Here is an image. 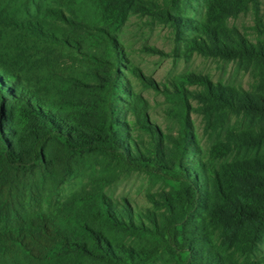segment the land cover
Masks as SVG:
<instances>
[{
	"label": "trees",
	"instance_id": "obj_1",
	"mask_svg": "<svg viewBox=\"0 0 264 264\" xmlns=\"http://www.w3.org/2000/svg\"><path fill=\"white\" fill-rule=\"evenodd\" d=\"M257 4L0 0V264H147L155 238L182 264H264L250 259L264 244V41L227 22ZM132 16L170 27L185 54L239 62L256 84L173 79L161 92L179 129L165 134L129 78L158 88L127 65ZM191 111L219 136L206 157ZM235 116L249 123L229 127ZM133 173L177 187L146 210L104 193Z\"/></svg>",
	"mask_w": 264,
	"mask_h": 264
},
{
	"label": "rangeland",
	"instance_id": "obj_2",
	"mask_svg": "<svg viewBox=\"0 0 264 264\" xmlns=\"http://www.w3.org/2000/svg\"><path fill=\"white\" fill-rule=\"evenodd\" d=\"M228 25L236 27L253 42L264 41V0H258L256 6L241 13L237 18L229 19ZM260 31V32H259ZM120 38L128 57L127 65L140 69L142 74L152 79L157 89L145 88L142 81L129 74L135 91L142 95L149 103V116L165 134L177 135L179 124L167 117L166 110L171 107L169 100L162 94V86L188 73L209 76L213 82L233 87H242L251 91L256 84L254 73L245 70L237 61H224L217 58H207L200 54H185L183 44L174 39L173 31L168 26L153 25L147 18L132 16L123 27ZM144 48H156L161 53L145 52ZM189 89H195L191 87ZM193 107L199 104L192 101ZM191 120L200 147L207 156L209 149L216 143L219 136L208 127L204 116L191 111ZM249 120L241 117H231L228 126L236 124L246 125ZM83 185L82 181L72 182L63 188V196H69ZM176 188L175 182H164L151 179L144 173H133L122 176L115 183L105 187L104 193L115 201H128L139 210L151 209L148 196L162 191ZM151 244L158 248L157 255L147 264H182L185 256L178 251H171L169 244L160 239H154ZM264 257V244L250 259L259 260ZM244 261L243 257H240Z\"/></svg>",
	"mask_w": 264,
	"mask_h": 264
}]
</instances>
